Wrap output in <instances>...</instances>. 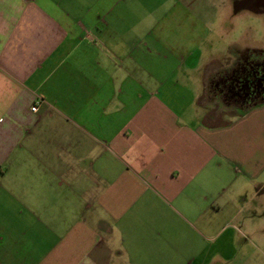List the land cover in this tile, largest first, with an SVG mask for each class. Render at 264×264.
Returning a JSON list of instances; mask_svg holds the SVG:
<instances>
[{"label":"crops","instance_id":"0c3cea01","mask_svg":"<svg viewBox=\"0 0 264 264\" xmlns=\"http://www.w3.org/2000/svg\"><path fill=\"white\" fill-rule=\"evenodd\" d=\"M231 10L260 19L256 0H0V264H264V103L224 120L212 86L264 49L217 53Z\"/></svg>","mask_w":264,"mask_h":264},{"label":"flooded vegetation","instance_id":"af4514ba","mask_svg":"<svg viewBox=\"0 0 264 264\" xmlns=\"http://www.w3.org/2000/svg\"><path fill=\"white\" fill-rule=\"evenodd\" d=\"M264 11V0H256ZM214 94L229 108L244 110L264 103V49H245L228 70L216 76Z\"/></svg>","mask_w":264,"mask_h":264},{"label":"rangeland","instance_id":"374dc122","mask_svg":"<svg viewBox=\"0 0 264 264\" xmlns=\"http://www.w3.org/2000/svg\"><path fill=\"white\" fill-rule=\"evenodd\" d=\"M260 19L258 16L252 15L249 12L245 11H233L231 10L229 21L227 22L228 26H231L226 32H222L224 34V39L222 41H215V48L217 49V53L223 52L225 50V45L227 47L234 46L235 42H251V41H260L261 44L264 43V11L260 12L259 14ZM259 21H258V20ZM230 28V27H229ZM255 31V32H254ZM216 53V54H217ZM225 56V55H224ZM216 64L218 62H212ZM223 109H219L220 111ZM224 114L222 117L224 120L229 119L233 114H235L236 110L234 108L224 109Z\"/></svg>","mask_w":264,"mask_h":264},{"label":"built area","instance_id":"2783aa9c","mask_svg":"<svg viewBox=\"0 0 264 264\" xmlns=\"http://www.w3.org/2000/svg\"><path fill=\"white\" fill-rule=\"evenodd\" d=\"M40 103V100H37L35 105L31 107V111L32 112H36L37 111V108H38V104Z\"/></svg>","mask_w":264,"mask_h":264}]
</instances>
